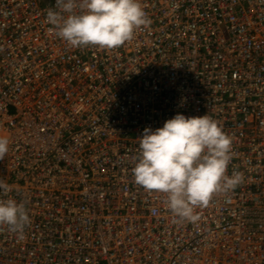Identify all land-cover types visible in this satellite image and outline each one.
<instances>
[{
	"label": "built area",
	"instance_id": "1",
	"mask_svg": "<svg viewBox=\"0 0 264 264\" xmlns=\"http://www.w3.org/2000/svg\"><path fill=\"white\" fill-rule=\"evenodd\" d=\"M151 20L119 48H72L56 0H0V264H264V0H140ZM207 115L232 141L228 193L174 218L135 184L145 127Z\"/></svg>",
	"mask_w": 264,
	"mask_h": 264
},
{
	"label": "clouds",
	"instance_id": "2",
	"mask_svg": "<svg viewBox=\"0 0 264 264\" xmlns=\"http://www.w3.org/2000/svg\"><path fill=\"white\" fill-rule=\"evenodd\" d=\"M46 22L58 38L72 48L111 50L131 40L151 20L140 0H56ZM9 140L0 136V159ZM231 138L207 115L177 113L154 130L145 127L138 137V153L131 171L135 184L164 194L174 218L195 223L197 209L209 205L214 194L228 193L243 181V174L226 175L231 160ZM10 186L0 180V193ZM30 217L24 202L0 198V226L24 238Z\"/></svg>",
	"mask_w": 264,
	"mask_h": 264
}]
</instances>
